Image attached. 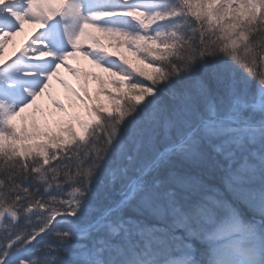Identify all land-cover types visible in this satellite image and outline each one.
I'll use <instances>...</instances> for the list:
<instances>
[{"label": "snow or ice", "instance_id": "snow-or-ice-1", "mask_svg": "<svg viewBox=\"0 0 264 264\" xmlns=\"http://www.w3.org/2000/svg\"><path fill=\"white\" fill-rule=\"evenodd\" d=\"M0 264H264V0H0Z\"/></svg>", "mask_w": 264, "mask_h": 264}, {"label": "bare ground", "instance_id": "bare-ground-1", "mask_svg": "<svg viewBox=\"0 0 264 264\" xmlns=\"http://www.w3.org/2000/svg\"><path fill=\"white\" fill-rule=\"evenodd\" d=\"M28 34H29V33H24V34H22V40H23V41H24L25 37H26ZM14 46H15L14 42L11 43V44H9L8 49H7L6 51H10V50H12V49H13V51H14V50H15V49H14ZM13 51H12V52H13Z\"/></svg>", "mask_w": 264, "mask_h": 264}, {"label": "rangeland", "instance_id": "rangeland-1", "mask_svg": "<svg viewBox=\"0 0 264 264\" xmlns=\"http://www.w3.org/2000/svg\"><path fill=\"white\" fill-rule=\"evenodd\" d=\"M21 37H22V35H20V36H18V37L15 38L16 45H17V43L21 40ZM16 45L14 46V49H15ZM12 51H13V49L10 50V51H6V55L11 54ZM69 80H70V82H72V81H71V78H69Z\"/></svg>", "mask_w": 264, "mask_h": 264}]
</instances>
